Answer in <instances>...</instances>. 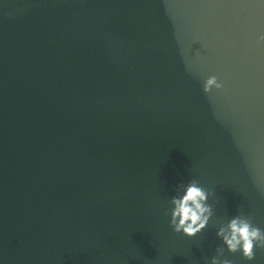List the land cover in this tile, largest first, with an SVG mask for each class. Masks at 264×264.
Instances as JSON below:
<instances>
[{
    "label": "water",
    "instance_id": "water-1",
    "mask_svg": "<svg viewBox=\"0 0 264 264\" xmlns=\"http://www.w3.org/2000/svg\"><path fill=\"white\" fill-rule=\"evenodd\" d=\"M262 37L264 0H0V264H264L216 236L264 230Z\"/></svg>",
    "mask_w": 264,
    "mask_h": 264
},
{
    "label": "clouds",
    "instance_id": "clouds-1",
    "mask_svg": "<svg viewBox=\"0 0 264 264\" xmlns=\"http://www.w3.org/2000/svg\"><path fill=\"white\" fill-rule=\"evenodd\" d=\"M221 88L222 84L217 78L209 76L204 81L202 90L208 94L213 89ZM209 194L193 179L188 182L182 196L172 197L173 207L170 211L169 226L173 232H182L185 236L191 237L206 227L208 216L212 214L211 206L205 203ZM205 213H208V216H205ZM216 236L221 239L228 252L239 251L246 261L254 259V247L264 249V230L254 226L249 217L232 218L225 227L216 232ZM216 251L217 255L211 259L210 264H230V261L220 259L224 254V248H217Z\"/></svg>",
    "mask_w": 264,
    "mask_h": 264
}]
</instances>
